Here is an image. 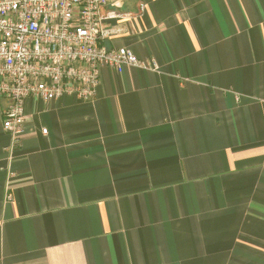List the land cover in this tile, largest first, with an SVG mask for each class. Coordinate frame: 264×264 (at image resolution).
<instances>
[{
  "label": "crops",
  "instance_id": "obj_1",
  "mask_svg": "<svg viewBox=\"0 0 264 264\" xmlns=\"http://www.w3.org/2000/svg\"><path fill=\"white\" fill-rule=\"evenodd\" d=\"M103 12L100 43L156 69L27 98L14 146L0 99V264H264V0Z\"/></svg>",
  "mask_w": 264,
  "mask_h": 264
},
{
  "label": "built area",
  "instance_id": "obj_2",
  "mask_svg": "<svg viewBox=\"0 0 264 264\" xmlns=\"http://www.w3.org/2000/svg\"><path fill=\"white\" fill-rule=\"evenodd\" d=\"M110 0H0V99L2 128L16 145L24 133L27 98L49 102L64 95L90 101L102 66L156 69L126 47L100 41L119 29H105ZM123 17V15H121ZM43 134L47 133L42 128Z\"/></svg>",
  "mask_w": 264,
  "mask_h": 264
}]
</instances>
